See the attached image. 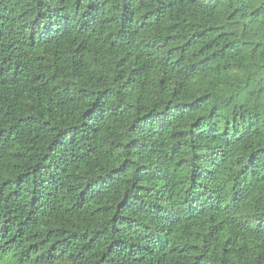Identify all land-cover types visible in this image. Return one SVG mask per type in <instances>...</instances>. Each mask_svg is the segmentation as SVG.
Segmentation results:
<instances>
[{
  "label": "trees",
  "instance_id": "obj_1",
  "mask_svg": "<svg viewBox=\"0 0 264 264\" xmlns=\"http://www.w3.org/2000/svg\"><path fill=\"white\" fill-rule=\"evenodd\" d=\"M0 264H264V0H0Z\"/></svg>",
  "mask_w": 264,
  "mask_h": 264
}]
</instances>
